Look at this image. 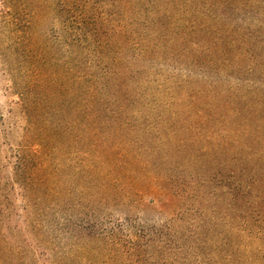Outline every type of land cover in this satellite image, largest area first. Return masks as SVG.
Instances as JSON below:
<instances>
[{
    "label": "trees",
    "instance_id": "1",
    "mask_svg": "<svg viewBox=\"0 0 264 264\" xmlns=\"http://www.w3.org/2000/svg\"><path fill=\"white\" fill-rule=\"evenodd\" d=\"M229 2L239 0H70L76 90L54 111L21 96L34 142L32 159L17 160L24 232L52 264H184L182 253L190 264H254L257 250L264 258V218H254L264 214V155L239 136L264 143V126L245 116L240 130L225 119L230 101L214 98L220 112L205 88L195 97L181 80L201 62L228 73L233 50L241 63L252 57L242 30V47L228 39ZM28 48L38 70L39 50ZM165 67L179 75L163 77Z\"/></svg>",
    "mask_w": 264,
    "mask_h": 264
},
{
    "label": "rangeland",
    "instance_id": "2",
    "mask_svg": "<svg viewBox=\"0 0 264 264\" xmlns=\"http://www.w3.org/2000/svg\"><path fill=\"white\" fill-rule=\"evenodd\" d=\"M14 1L17 6L16 14L13 13V0H0V206L3 208L0 230L5 239V244L0 248V264H52L53 254L35 244L24 232L28 207L24 189L17 176V160L18 156H24L29 161L32 159L34 142L27 137L28 121L21 96L29 100L31 106L43 111L66 107L65 100L70 98L68 94L74 93L78 81V22L76 14L67 10L70 0ZM226 13V24L235 29L228 39H238V46L242 47L239 42L242 39L239 31L242 30L249 36L252 57L241 63L233 54V50L229 52L232 65L228 68V73L202 67L205 64L201 62L202 66L197 65L191 70L183 71L181 80L188 94L195 97L205 88L207 105L212 104V107L221 110L220 112L222 103L214 98L220 95L218 100L230 101L231 108L223 109L225 119L234 123L240 130L246 128L245 116H250L252 126L259 128L264 126V0L229 2ZM29 41L39 50V61L35 65L39 67L38 70L33 68L28 55ZM170 66H178V61L172 60ZM178 71L165 67L162 75L178 76ZM66 72L70 74V78L65 77ZM214 83L218 86L216 91L213 90ZM251 89L255 90V93L252 94ZM248 106H252L253 110H248ZM235 110L240 111V116H235ZM216 125L219 127L222 124L217 120ZM241 134L239 136L242 137L244 145L254 148L256 155L257 152L264 155L262 141L258 142L253 133ZM244 160L242 159L243 162ZM252 169L250 165L246 166L245 176L250 178ZM28 171L26 168V172ZM138 214L139 217L144 216L141 212ZM118 217V213L113 215V219ZM260 217L264 218V214L259 213L254 218L258 220ZM18 243L24 248V255L19 258L13 253V247ZM257 243L255 246L259 245ZM207 251L211 250L205 251L208 259ZM257 251L254 264H262V252ZM181 258L184 264L191 263L186 254L182 253ZM192 264H195V261H192Z\"/></svg>",
    "mask_w": 264,
    "mask_h": 264
}]
</instances>
